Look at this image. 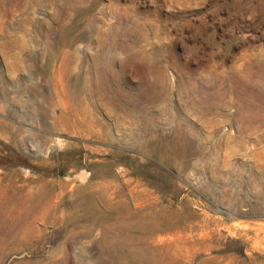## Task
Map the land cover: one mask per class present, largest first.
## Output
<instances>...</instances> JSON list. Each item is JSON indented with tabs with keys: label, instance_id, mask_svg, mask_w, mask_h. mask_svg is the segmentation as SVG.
Segmentation results:
<instances>
[{
	"label": "rangeland",
	"instance_id": "374dc122",
	"mask_svg": "<svg viewBox=\"0 0 264 264\" xmlns=\"http://www.w3.org/2000/svg\"><path fill=\"white\" fill-rule=\"evenodd\" d=\"M0 264H264V0H0Z\"/></svg>",
	"mask_w": 264,
	"mask_h": 264
},
{
	"label": "bare ground",
	"instance_id": "6f19581e",
	"mask_svg": "<svg viewBox=\"0 0 264 264\" xmlns=\"http://www.w3.org/2000/svg\"><path fill=\"white\" fill-rule=\"evenodd\" d=\"M84 105V102H80V106H83ZM85 113H86V115L87 116H90L89 114H88V112H87V110L85 111ZM91 117V116H90ZM134 238H135V235H133V237L131 238V240H128V241H130V242H132L133 240H134ZM127 245H128V247H129V252H128V255L129 256H134V257H138L139 255L138 254H141V252H138L137 253V251H139V250H141V249H136V245H133V244H128L127 243ZM133 245V246H132ZM143 253V252H142Z\"/></svg>",
	"mask_w": 264,
	"mask_h": 264
}]
</instances>
